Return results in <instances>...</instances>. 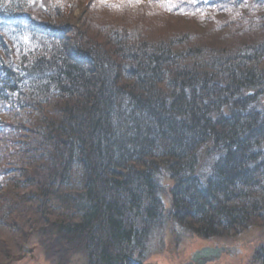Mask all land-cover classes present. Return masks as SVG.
<instances>
[{
  "label": "trees",
  "instance_id": "16d2710c",
  "mask_svg": "<svg viewBox=\"0 0 264 264\" xmlns=\"http://www.w3.org/2000/svg\"><path fill=\"white\" fill-rule=\"evenodd\" d=\"M164 5L198 31L127 16L125 0H0L5 243L40 220L57 233L52 247L65 239L92 264H139L162 166L171 219L200 238L264 223V19L253 13L264 0ZM205 146L211 163L196 171ZM256 257L264 264V247Z\"/></svg>",
  "mask_w": 264,
  "mask_h": 264
},
{
  "label": "rangeland",
  "instance_id": "374dc122",
  "mask_svg": "<svg viewBox=\"0 0 264 264\" xmlns=\"http://www.w3.org/2000/svg\"><path fill=\"white\" fill-rule=\"evenodd\" d=\"M126 8L130 10H126V15H132V18H139L144 14L149 13L145 12L146 10L151 11V13L155 12V14H160L157 19H171L172 22H176V24H171L173 29L179 28H191L195 29L194 22L192 20V16L190 14H186L185 20H180L177 15L175 17H171L168 13L166 17V11L162 10V6L164 2L166 5L174 8L176 10L175 14L184 13L182 11L183 7L175 6L176 4L182 5L189 0H156L153 4H144L147 3V0H125ZM132 1V2H131ZM143 1V2H142ZM142 3V4H141ZM143 5V6H142ZM165 6V5H164ZM132 12L131 14H129ZM164 13V15H162ZM255 15L261 14V17L264 19V13L259 11H253ZM75 14L78 16V22L81 20L82 12L75 10ZM125 15V16H126ZM170 20V21H171ZM255 24L260 22L261 20L255 19L253 20ZM171 22V23H172ZM193 23V24H192ZM169 27V28H172ZM159 31L160 28L158 29ZM195 30L198 31L196 28ZM157 32V35L161 32ZM154 27L151 28L150 35L153 36ZM196 33V32H193ZM264 32L261 34H257L256 37L259 39L263 36ZM198 33V39L202 37V41L208 44V41L214 43L215 38L217 36L215 34H206L201 35ZM254 32V36H255ZM250 35V34H249ZM248 35V36H249ZM150 36V38H151ZM155 37V35H154ZM154 40V38H152ZM198 41V40H195ZM252 42L250 38L248 40H244V42ZM200 42V40L198 41ZM250 94V92H247ZM258 108L264 110V95L259 97L257 100ZM262 148L264 147V143H262ZM208 147L205 146L198 155H200V162L196 168L197 170H201L202 167L207 169L210 165V158H208L204 154V150ZM199 165L201 168H199ZM158 183H159V192L158 197L160 200V218L157 221H150L148 224L140 223V226H147V233L143 236V245L137 246V251L131 254L132 259H135L139 262V264H182L189 256V254L199 248L205 246H228L230 250L224 253H221L218 258H216L212 262H208L206 264H261L259 259L256 257V251L264 247V223H255L248 226L246 229L240 231L236 236L231 237H216V238H208L203 239L200 238L197 234L192 232H186L179 228V226L171 219L169 214V209L171 208V194L169 192V188L173 184V180L170 179L167 174V170L162 166L160 167L157 175ZM23 205H27L23 203ZM33 211H36L34 208ZM36 213H29V221L36 217ZM48 220H52L51 222H57L56 218L52 215L48 216ZM11 219V223H15V225H23L26 222L22 219L17 218V215H12L9 217ZM28 222V221H27ZM160 222V224L158 223ZM29 225V222H28ZM32 229H28L23 235V238H17L13 240L14 237L8 240V243H5L4 236L8 235L7 232L5 234L2 229H0V264H92L90 261V255L86 252L76 250V247L69 246L65 239L62 240L60 237L58 240L60 241V245H55V247L50 246V244L54 245L53 236L56 238L54 230L50 231L49 229L45 230L43 225L40 223V220L36 221L34 224L31 223ZM25 230V229H24ZM182 231L183 233H180ZM16 238V237H15ZM19 239V240H18ZM2 244L5 246L2 247ZM140 247H142L140 249ZM141 252V253H139ZM97 264V263H96Z\"/></svg>",
  "mask_w": 264,
  "mask_h": 264
},
{
  "label": "water",
  "instance_id": "95a60500",
  "mask_svg": "<svg viewBox=\"0 0 264 264\" xmlns=\"http://www.w3.org/2000/svg\"><path fill=\"white\" fill-rule=\"evenodd\" d=\"M229 250L230 248L218 245L203 247L201 250L195 252L191 264H206V261L212 262L214 259L218 258L221 253Z\"/></svg>",
  "mask_w": 264,
  "mask_h": 264
},
{
  "label": "bare ground",
  "instance_id": "6f19581e",
  "mask_svg": "<svg viewBox=\"0 0 264 264\" xmlns=\"http://www.w3.org/2000/svg\"><path fill=\"white\" fill-rule=\"evenodd\" d=\"M210 156V155H209ZM171 207V206H170ZM170 211H172V208H170L169 209ZM169 211V212H170ZM169 214H171V213H169ZM161 215V214H160ZM171 216V215H170ZM159 224H160V222H158ZM179 226V228L180 229H182V230H185L186 232H191V230H189V229H187V228H185L184 226H181V225H178ZM180 233H183L182 231H179ZM193 233V232H192ZM221 246H224V245H221ZM206 247V246H205ZM204 247V248H205ZM224 247H227V248H230V247H228V246H224ZM203 248V247H202ZM199 250H201V248H199V249H196V250H194V251H192L190 254H189V256H188V258L182 263V264H191L192 263V258H193V256H194V254H195V252L196 251H199ZM215 260V259H214ZM213 260V261H214ZM209 261H206L205 263H208Z\"/></svg>",
  "mask_w": 264,
  "mask_h": 264
}]
</instances>
